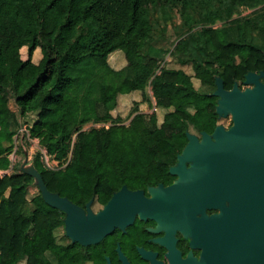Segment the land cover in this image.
Returning a JSON list of instances; mask_svg holds the SVG:
<instances>
[{
	"label": "trees",
	"instance_id": "trees-1",
	"mask_svg": "<svg viewBox=\"0 0 264 264\" xmlns=\"http://www.w3.org/2000/svg\"><path fill=\"white\" fill-rule=\"evenodd\" d=\"M168 28L171 45H157ZM115 53L124 60L119 68L110 62ZM165 53L209 88H196L183 67L162 64ZM260 70L264 0H0V170L10 168L21 120L34 115L22 127L58 162L48 166L39 151L32 158L49 191L104 203L122 184L168 182L186 131L210 132L217 123L215 78L229 89ZM147 87L155 106L168 109L160 122L138 102L127 124L112 115L118 95L136 90L152 106ZM88 123L102 125L84 129ZM15 163L0 174V264L24 255L27 264H50L46 252L58 264H79L72 244L53 233L61 210L40 191L27 207L34 176Z\"/></svg>",
	"mask_w": 264,
	"mask_h": 264
},
{
	"label": "water",
	"instance_id": "water-1",
	"mask_svg": "<svg viewBox=\"0 0 264 264\" xmlns=\"http://www.w3.org/2000/svg\"><path fill=\"white\" fill-rule=\"evenodd\" d=\"M243 83L244 88L235 81L227 89L215 78V111L218 117L231 114V126L217 124L211 133L202 130L199 135L186 131L187 142L169 169L178 177L169 186H149L148 197L124 184L97 213L90 198L85 212L66 196L49 191L26 153L21 169L34 176L47 204L66 212V234L72 241L95 242L136 214L158 216L209 205L220 207L221 213L209 219L213 233L204 238L196 264H264V70L248 71ZM186 160L192 161L189 167ZM227 214L230 229H240V234L231 233L228 248L223 229Z\"/></svg>",
	"mask_w": 264,
	"mask_h": 264
},
{
	"label": "flooded vegetation",
	"instance_id": "flooded-vegetation-1",
	"mask_svg": "<svg viewBox=\"0 0 264 264\" xmlns=\"http://www.w3.org/2000/svg\"><path fill=\"white\" fill-rule=\"evenodd\" d=\"M242 81L239 82L240 87H243ZM221 119L222 117H218L216 125L221 124L225 129H228L232 124V119L229 117L227 124L222 123ZM199 133L196 134L199 135ZM176 163L177 158L174 164L169 166L168 171ZM191 164L192 161H185L186 167ZM169 174L170 179L168 182L160 181L144 188H130L125 185L131 190H143L144 195L148 197L150 196L149 186H156L159 183H162L163 186H169L178 177L177 174L170 171ZM117 190L113 191L112 194ZM107 200L100 203L92 198L90 204L92 211L94 213L99 212ZM87 201L83 204L73 202L87 212ZM94 203L99 204L97 208L93 207ZM226 204H228V201H226ZM190 208L189 210H176L172 213L165 212L158 216L147 215L141 217L136 214L134 219L124 227L116 226L103 235L101 239L89 244L72 241L66 234L65 218L67 214L61 210L63 223L61 226L56 227L53 233L58 243L66 246L72 244L73 249L76 250L79 264H196L201 259L204 238L208 237L210 231L211 234L213 233L214 222H209V219L214 215H219L221 208L209 205H203L200 209L197 207ZM226 217L227 219L223 222V229L228 248L231 233L240 234V229L231 230L229 215L227 214ZM45 254L50 264H58L57 256L51 252ZM27 262V256L24 255L17 260L16 264H27Z\"/></svg>",
	"mask_w": 264,
	"mask_h": 264
},
{
	"label": "rangeland",
	"instance_id": "rangeland-1",
	"mask_svg": "<svg viewBox=\"0 0 264 264\" xmlns=\"http://www.w3.org/2000/svg\"><path fill=\"white\" fill-rule=\"evenodd\" d=\"M167 36L168 37L166 40L158 42L157 45H162L165 47L171 45L170 42L172 41V39L174 37L173 33H172V29L168 28ZM20 51H21V56L23 58H26L27 57V47L22 46ZM163 56H164L165 60L162 62V64H164L165 66L175 67V68L176 67H183L189 74L192 75V70H191L189 65H182L181 66L171 56H169L168 53L163 54ZM31 58L34 62H38L40 60L41 51H40L39 47L34 49ZM114 59H115V56L111 55L110 62L111 63L115 62ZM121 60H122V58H121ZM119 62H120V65H117L116 63H114L116 67L121 66L124 63V60L119 61ZM192 81H193L196 88L204 89V90L209 88V86L201 85L200 81L197 78H195L193 75H192ZM239 82H241V81H238V83ZM242 84H243V87H241V88H244L247 86L246 84L243 83V81H242ZM146 92H147V94L151 100L152 106H150L146 101H141L142 100L141 99L142 94L139 90H136V91H132V92H129L126 94H119L118 95L117 105L111 111L112 115L122 117L123 123L127 124L129 122L131 116L133 115L130 113L131 109L135 106V103L138 102L139 103L138 107H139V110L141 112L149 113V112H152L153 110H155L157 112L158 121L160 122L162 120L163 114L168 109L155 106V103H154L155 101L151 95V91H150L149 87H147ZM229 117L231 118V114H228L226 116H222V119L220 121L224 124H227ZM33 118H34V115H30V116L23 118L21 120L22 125L25 121L30 124L31 121L33 120ZM108 124L109 123H107L105 125H108ZM22 125L20 127L19 126L17 127L18 133H17V136H15V146H14L13 150L11 151V153L9 154V157L11 159L12 164H14V162L20 163L22 161L25 153L27 155V160L29 162H32V158H33L35 152L39 151L43 154V152L46 151L45 148H43L41 145H39L37 138H30L28 136V130L23 128ZM101 125H102V123H100V124L88 123V124H85L83 128L88 129L91 126H97L98 127ZM43 159H44L45 163L50 167L58 166V162L56 160L52 159L49 155H47V159L45 157ZM1 171H3V170H1ZM6 171H9V169ZM38 191H39V187L36 183H33L31 186L28 187L27 194H26V196H27L26 204H27L28 208H32L33 204L31 202V199L38 193ZM98 205H99L98 203H94L93 207L97 208Z\"/></svg>",
	"mask_w": 264,
	"mask_h": 264
},
{
	"label": "crops",
	"instance_id": "crops-1",
	"mask_svg": "<svg viewBox=\"0 0 264 264\" xmlns=\"http://www.w3.org/2000/svg\"><path fill=\"white\" fill-rule=\"evenodd\" d=\"M114 56H115V59H114L115 62H113L112 65L115 66L114 63H116L117 65H120V62H119V61H122V60H123V59L121 60V58H122L121 55H120L119 53H115ZM123 64H124V63H123ZM123 64H122V65H123ZM122 65H121V66H122ZM115 67H116V66H115ZM119 67H120V66H119ZM119 67H116V68H119Z\"/></svg>",
	"mask_w": 264,
	"mask_h": 264
},
{
	"label": "built area",
	"instance_id": "built-area-1",
	"mask_svg": "<svg viewBox=\"0 0 264 264\" xmlns=\"http://www.w3.org/2000/svg\"><path fill=\"white\" fill-rule=\"evenodd\" d=\"M47 155H48V154L46 153V151H44V152H43V158L45 157V158L47 159ZM43 160H44V159H43ZM44 162H45V161H44ZM12 165H13V164H12V162H11V165H10L9 170L12 168ZM0 171H1V170H0ZM7 172H8V171L3 170V171L0 172V174H4V173H7Z\"/></svg>",
	"mask_w": 264,
	"mask_h": 264
}]
</instances>
